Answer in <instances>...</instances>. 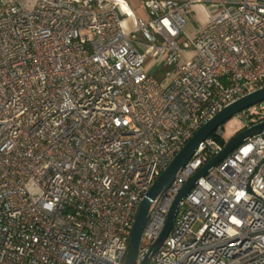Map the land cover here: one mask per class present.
Instances as JSON below:
<instances>
[{
	"label": "built area",
	"instance_id": "built-area-1",
	"mask_svg": "<svg viewBox=\"0 0 264 264\" xmlns=\"http://www.w3.org/2000/svg\"><path fill=\"white\" fill-rule=\"evenodd\" d=\"M196 4L212 8L203 24ZM143 6L136 18L128 0H0V264H124L156 178L217 112L264 87V0ZM222 132L151 200L135 264ZM148 264H264V130L198 178Z\"/></svg>",
	"mask_w": 264,
	"mask_h": 264
},
{
	"label": "water",
	"instance_id": "water-1",
	"mask_svg": "<svg viewBox=\"0 0 264 264\" xmlns=\"http://www.w3.org/2000/svg\"><path fill=\"white\" fill-rule=\"evenodd\" d=\"M264 101V87H261L226 106L219 112H217L209 121L203 124L193 136L186 142V144L179 150L176 156L172 159L170 164L161 172L156 178L149 190L144 194L140 201L132 229L129 238L128 249L124 264H135V257L140 245L143 229L148 220V210L151 200L155 198L160 192L167 189L169 184L174 179L175 175L182 169L185 163L193 155L196 148L200 143L206 139L217 127L225 122L230 117L234 116L244 108ZM264 130V121L238 132L235 136L230 138L222 150L207 161L201 168H199L195 174L184 184L180 191L176 194L167 214L165 225L156 239L151 245L148 253L145 255L143 261L140 264H148L153 253L160 247L167 234L169 233L173 219L176 213L181 199L190 191V189L196 184L199 177L205 175L212 167H214L219 161L226 157L233 149L243 143L247 137L256 135Z\"/></svg>",
	"mask_w": 264,
	"mask_h": 264
},
{
	"label": "rangeland",
	"instance_id": "rangeland-1",
	"mask_svg": "<svg viewBox=\"0 0 264 264\" xmlns=\"http://www.w3.org/2000/svg\"><path fill=\"white\" fill-rule=\"evenodd\" d=\"M130 6L133 9L136 18H144L145 8L143 6V0H128ZM212 8L209 4H196L192 6L193 15L191 21H196L199 24L205 23L210 15ZM140 41H145L142 37L138 36ZM165 68L163 67L159 72L156 73L155 78L160 79L164 73ZM258 114H264V101L250 105L242 110V117L232 116L223 122L220 127L223 129L221 139L227 142L230 138L235 136L238 131L242 128L244 122H251L255 119ZM220 142V141H219ZM221 143V142H220ZM223 144V143H221Z\"/></svg>",
	"mask_w": 264,
	"mask_h": 264
},
{
	"label": "trees",
	"instance_id": "trees-1",
	"mask_svg": "<svg viewBox=\"0 0 264 264\" xmlns=\"http://www.w3.org/2000/svg\"><path fill=\"white\" fill-rule=\"evenodd\" d=\"M214 134L212 133L211 136H213ZM218 140L221 142V143H224V141L221 139V138H218Z\"/></svg>",
	"mask_w": 264,
	"mask_h": 264
}]
</instances>
